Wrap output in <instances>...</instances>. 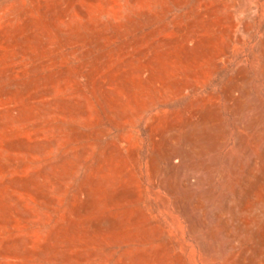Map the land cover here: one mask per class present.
Here are the masks:
<instances>
[{
    "label": "rangeland",
    "instance_id": "obj_1",
    "mask_svg": "<svg viewBox=\"0 0 264 264\" xmlns=\"http://www.w3.org/2000/svg\"><path fill=\"white\" fill-rule=\"evenodd\" d=\"M263 51L264 0H0V264H264Z\"/></svg>",
    "mask_w": 264,
    "mask_h": 264
},
{
    "label": "bare ground",
    "instance_id": "obj_2",
    "mask_svg": "<svg viewBox=\"0 0 264 264\" xmlns=\"http://www.w3.org/2000/svg\"><path fill=\"white\" fill-rule=\"evenodd\" d=\"M229 1H231V0H229ZM243 1V0H242ZM241 4V3H240ZM232 5V4H231ZM239 7V6H238ZM237 7V8H238ZM243 11H245V10H243ZM237 15H238V12H237ZM236 23V22H235ZM225 28V27H224ZM229 29H231V28H229ZM237 37V36H236ZM226 53V52H225ZM263 53H264V51H263ZM142 66V65H141ZM101 67V66H100ZM242 73V72H241ZM262 74V73H261ZM240 77V76H239ZM238 76H237V78H239ZM261 78H262V76H260ZM85 80V79H84ZM242 80H243V78H242ZM247 80H248V78H247ZM239 81V80H238ZM248 81H250V80H248ZM102 82V81H101ZM230 83V82H229ZM249 84V83H248ZM234 85V84H233ZM244 85V84H243ZM234 87V86H233ZM245 88H244V90L245 89H247L246 88V86H244ZM227 88V87H226ZM229 89V88H228ZM108 90V89H107ZM231 90V89H230ZM250 90V89H249ZM105 91V90H104ZM226 91V90H225ZM228 91V90H227ZM232 91V90H231ZM228 92V93H232V92ZM235 91V89H233V92ZM248 91V89L246 90V92ZM105 93H106V91H105ZM239 93V92H238ZM240 94V93H239ZM241 94H242V92H241ZM228 96V95H227ZM250 96V95H249ZM244 97V96H243ZM238 98H240V96L239 97H235V99H238ZM216 99V98H215ZM228 99V98H227ZM242 99V98H241ZM230 100V99H229ZM232 100H234V98H232ZM235 101V100H234ZM247 101V100H246ZM258 101H260V99L258 100ZM232 102V101H231ZM238 102H240V101H238ZM214 103V102H213ZM216 103V102H215ZM243 103V102H242ZM241 103V106H243L244 104H242ZM230 105V104H229ZM251 105H253L252 103H251ZM228 106V105H227ZM237 106V105H236ZM236 106H235V108L234 109H236ZM239 106V105H238ZM246 106V105H245ZM244 106V107H245ZM229 107V106H228ZM228 107H226V108H228ZM243 107V108H244ZM258 107V106H257ZM209 108H211V105H210V107ZM214 108H216L215 106H214ZM230 108V107H229ZM238 108V107H237ZM242 108V107H241ZM233 109V108H232ZM232 109H230V110H232ZM246 110H248V109H246ZM197 111V110H196ZM195 111V112H196ZM218 111V110H217ZM233 111V110H232ZM238 111L237 109L236 110H234V114L236 113V112ZM226 112H228V111H226ZM233 113V112H232ZM245 112H244V110H243V113H240V114H244ZM219 114V113H218ZM231 114V113H230ZM240 114H239V116H240ZM195 115V117H196V114H194ZM215 115H216V113H215ZM220 116V115H219ZM243 116V115H242ZM217 118V117H216ZM219 118V117H218ZM233 118V117H232ZM239 118H241V116L239 117ZM238 117H237V119H239ZM246 118V117H245ZM196 119H197V117H196ZM202 119V118H201ZM242 119H240L239 121H241ZM191 121V120H190ZM214 121V120H213ZM235 121H237L236 120V117H235V120L233 121V122H235ZM192 122H193V120H192ZM218 122V121H217ZM246 123H247V121H245ZM251 122V121H250ZM208 123H209V121H208ZM207 123V124H208ZM237 123V122H236ZM245 123V124H246ZM196 124V123H195ZM194 124V125H195ZM240 123H238V125H239ZM250 124V123H249ZM249 124H248V126H247V129L249 130ZM189 125V124H188ZM219 125V124H218ZM198 126V125H197ZM196 126V127H197ZM211 127V126H210ZM244 127H245V125H244ZM169 129V128H168ZM173 129H175L174 128V125H173ZM209 129V128H208ZM244 129V128H243ZM250 129H253V130H261V131H263L264 132V124L263 123H258L257 125H254V126H252V127H250ZM190 131V130H189ZM196 131V130H195ZM250 131V130H249ZM197 132H198V130H197ZM210 132V131H209ZM237 132V131H236ZM166 133V132H165ZM191 133V132H190ZM238 133V132H237ZM159 134V133H158ZM163 134V133H162ZM186 134V133H185ZM184 134V135H185ZM224 134V133H223ZM230 134V133H229ZM202 135V134H201ZM186 136H188L187 134H186ZM205 136V135H204ZM204 136H202L203 138H204ZM236 136V135H235ZM241 136V135H240ZM263 136V135H262ZM189 137V136H188ZM200 138V137H199ZM175 139V138H174ZM194 139V138H193ZM243 139V138H242ZM257 139V138H256ZM263 139H264V137H263ZM195 140V139H194ZM197 140V139H196ZM221 140V139H220ZM241 140V139H240ZM239 140V141H240ZM166 141H168V140H166ZM200 142H202V140H199ZM237 141V140H236ZM251 141V140H250ZM218 142V141H217ZM199 144V143H198ZM221 144V143H220ZM220 144H218V146H217V148L220 146ZM196 145V144H195ZM206 145V144H205ZM182 146H183V144H182ZM189 146V145H188ZM187 146V147H188ZM199 146V145H198ZM239 146V145H238ZM190 147V146H189ZM207 147H208V145H207ZM237 147V146H236ZM240 147H241V151H242V156H243V162L245 163V165H248V163H249V161H251V163H253V164H256V161L254 160V159H252V155H251V144H250V142H249V137H246L244 140H243V142H241L240 143ZM193 148V147H192ZM191 148V150H193ZM188 149V148H187ZM219 149V148H218ZM238 149V148H237ZM170 150V149H169ZM208 150V149H207ZM215 150V149H214ZM261 150H262V152H264V144L261 146ZM186 151V150H185ZM179 153V152H178ZM184 153V152H183ZM225 153V152H224ZM168 154V153H167ZM187 154V153H186ZM173 155H175L176 156V153H170V156H169V159H171V156H173ZM182 155V154H181ZM184 155V154H183ZM187 156V155H186ZM216 156H218V155H216ZM181 157V156H180ZM180 157L178 156V158L180 159ZM225 157V156H224ZM167 158H168V155H167ZM159 159V158H158ZM166 159V158H165ZM178 159V160H179ZM185 159H186V157H185ZM184 159V160H185ZM211 159H212V157H211ZM157 160V159H156ZM155 160V161H156ZM223 160V159H222ZM225 160L226 159H224V162H225ZM180 161H182V160H180ZM186 162H187V160H185ZM216 161V160H215ZM161 162H162V159H161ZM168 163H171V165H173L172 164V162H169L168 161ZM177 163H179V164H183V161H182V163L181 162H177ZM223 163V162H222ZM210 164V163H209ZM224 165V164H223ZM232 165V164H231ZM161 166V165H160ZM166 166V165H165ZM170 166V165H169ZM178 166V165H177ZM226 166H227V163H226ZM159 167V166H158ZM174 165L173 166H170V170H174ZM179 168V171H180V166H178ZM182 167V166H181ZM186 167V166H185ZM228 167V166H227ZM160 168V167H159ZM173 168V169H172ZM224 168V167H223ZM168 169V168H167ZM188 168H186V170H187ZM230 169V168H229ZM160 170H162L161 168H160ZM220 170V169H219ZM157 171V170H156ZM163 171V170H162ZM178 171V170H177ZM178 171V172H179ZM181 171H182V169H181ZM181 171H180V175H182L181 174ZM191 171V170H190ZM203 171H205V170H203ZM166 172V171H165ZM178 172H177V174H178ZM222 172V171H221ZM244 172H247V171H245L244 169H243V166H238V167H234L233 169H232V174L233 175H235V176H237L236 178H235V180L237 181V182H239V183H241V182H248L249 181V177H247V175L244 173ZM163 173V172H162ZM169 174H170V176L172 177L173 175L171 174L172 172H168ZM188 173V172H187ZM218 173V172H217ZM248 174H249V170H248V172H247ZM191 174V173H190ZM201 174V173H200ZM206 174V173H205ZM221 174V173H220ZM156 175V174H155ZM179 175V176H180ZM225 175V174H224ZM224 175H223V177H221V178H224ZM169 176V177H170ZM240 176V177H239ZM169 177H167V178H169ZM170 177V178H171ZM182 177V176H181ZM195 177V176H194ZM216 177H218V176H216ZM163 178V177H162ZM178 178V177H177ZM102 179V178H101ZM161 179V178H160ZM165 179V178H164ZM176 179V178H175ZM216 179H218V178H216ZM225 179H226V177H225ZM154 180H156V179H154ZM153 180V181H154ZM167 180H169V179H167ZM165 181V180H164ZM210 181V180H209ZM208 181V182H209ZM226 181H227V179H226ZM163 182V181H162ZM168 182V181H167ZM172 182H173V180H172ZM220 182V181H219ZM166 183V182H165ZM169 183V182H168ZM170 184H171V182H170ZM177 184V183H176ZM212 184V183H211ZM160 185H162V183H160ZM179 185V184H178ZM175 185H173V187H174ZM262 186V185H261ZM172 187V186H171ZM172 187V188H173ZM177 187H180V186H177ZM207 187V186H206ZM162 188H164V186L162 187ZM174 188H176V187H174ZM199 188V187H198ZM164 189H166V188H164ZM169 189H170V187H169ZM182 189V188H181ZM170 190H172V189H170ZM169 190V191H170ZM185 190H186V188H185ZM190 190V189H189ZM230 190V189H229ZM187 191V190H186ZM171 192V191H170ZM178 192L179 191H177V194H178ZM211 192V191H210ZM169 193V192H168ZM173 193V192H172ZM216 193V192H215ZM215 193H214V195H215ZM182 195H183V193H181ZM185 194H187V192L185 193ZM171 195V194H170ZM195 195V194H194ZM174 196V195H173ZM176 196V195H175ZM184 196V195H183ZM183 196H181V197H183ZM172 197V196H171ZM179 197V196H178ZM164 198V197H163ZM175 198V197H174ZM179 199L181 200L182 198H180L179 197ZM178 199V200H179ZM206 199V198H205ZM185 199H183L182 201H184ZM166 203V202H165ZM177 203V202H176ZM173 204V203H172ZM197 205H199L198 203H196ZM177 205V204H176ZM215 205V204H214ZM173 206V205H172ZM179 206V205H178ZM188 206V205H187ZM182 207V206H181ZM215 207V206H214ZM174 208V207H173ZM183 208V207H182ZM185 208V207H184ZM176 209V208H175ZM178 209V211H179V208H177ZM186 209V208H185ZM181 210V209H180ZM187 210H188V207H187ZM189 211V210H188ZM179 212H181V211H179ZM184 212V211H183ZM182 212V213H183ZM181 213V214H182ZM185 213V212H184ZM207 213V212H206ZM206 213H204L205 215H206ZM187 213H185V214H182V215H186ZM195 214V213H194ZM242 215V214H241ZM203 216V215H202ZM188 217V216H187ZM190 217H188V219H189ZM192 218H193V215H192ZM192 218H190L189 220H191ZM159 219H160V217H159ZM184 220H188V219H186V216H185V218H183ZM206 220H208L207 218H205ZM242 219V218H241ZM240 219V220H241ZM191 221H193V219L191 220ZM242 221V220H241ZM195 222V221H194ZM197 223V222H196ZM209 223V222H208ZM246 224V223H245ZM248 224H250V223H248ZM192 225V224H191ZM253 225V224H252ZM260 225V224H259ZM194 226H195V224H194ZM196 226H197V224H196ZM187 228H188V226H186ZM193 228V227H192ZM191 228V229H192ZM197 229H198V227H196ZM212 228V227H211ZM194 229V228H193ZM196 229V230H197ZM202 229H203V227H202ZM190 230V229H189ZM188 230V231H189ZM195 230V229H194ZM193 230V231H194ZM195 230V231H196ZM202 231V230H201ZM206 231V230H205ZM191 232H192V230H191ZM212 232V231H211ZM231 233V232H230ZM206 234H208V233H206ZM214 234V233H213ZM261 234V233H260ZM201 235L202 236V234L200 233V234H197V237H199V236ZM204 235V234H203ZM216 235V234H215ZM217 238H219L218 236H217ZM215 239V238H214ZM204 242V241H203ZM206 242V241H205ZM238 242V241H237ZM209 243V242H208ZM200 244V243H199ZM217 244V243H216ZM215 245V244H214ZM218 246H219V244H217ZM223 245V244H222ZM216 246V245H215ZM202 247H204V246H202ZM218 248V247H217ZM244 249V248H243ZM199 250V249H198ZM202 250V249H201ZM207 250H208V248H207ZM218 250H220V249H218ZM222 250V249H221ZM217 252V251H216ZM219 253H220V251H219ZM223 254H224V252H223ZM260 255V254H259ZM222 256V253L220 254V256L219 257H221ZM211 257H213V256H211ZM231 257H233V255L231 256ZM229 259V258H228ZM255 259V258H254ZM260 259V258H259ZM227 260V259H226ZM232 263V262H231ZM224 264V263H223Z\"/></svg>",
    "mask_w": 264,
    "mask_h": 264
}]
</instances>
